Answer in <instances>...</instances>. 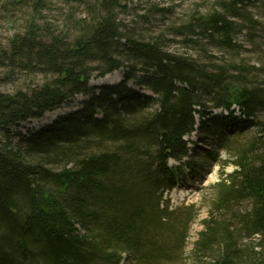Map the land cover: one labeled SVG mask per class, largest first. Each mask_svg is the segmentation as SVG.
<instances>
[{
    "label": "trees",
    "instance_id": "1",
    "mask_svg": "<svg viewBox=\"0 0 264 264\" xmlns=\"http://www.w3.org/2000/svg\"><path fill=\"white\" fill-rule=\"evenodd\" d=\"M230 1L227 15L238 19L243 0ZM17 5L22 1H6L1 9ZM115 9L99 0L93 21L74 24L72 38L46 35L30 21L0 50L3 61L47 78L42 86L0 94V264L181 262L199 210L172 209L166 196L184 169L192 170L186 159L196 117L204 127L214 110L228 114L209 120L218 144L220 127L253 126L264 134V84L236 85L157 42L124 39ZM227 15L211 14L202 29L232 49L239 25ZM121 69L123 83L92 91L95 73ZM135 79L152 96L131 89ZM80 95L90 98L82 111L43 132L12 134ZM233 165L213 186L194 264H264V144L241 151Z\"/></svg>",
    "mask_w": 264,
    "mask_h": 264
},
{
    "label": "rangeland",
    "instance_id": "2",
    "mask_svg": "<svg viewBox=\"0 0 264 264\" xmlns=\"http://www.w3.org/2000/svg\"><path fill=\"white\" fill-rule=\"evenodd\" d=\"M6 1L9 3L22 1V5L3 10L1 7ZM30 1L0 0V50L7 49L15 36L23 34L30 21L46 29V35L72 38L75 33L74 24L93 21L95 18L93 8L97 6L99 0H43L42 9L34 7L33 2L36 0H32V3ZM111 2L116 7L115 15L124 39L157 42L170 54L188 57L206 65L211 71L225 73L224 76L229 81L235 80L236 85L251 87L264 84V0H243V4L238 5L240 8L238 19L227 15L230 0H111ZM230 12L232 13L231 10ZM216 13L226 14L229 21L239 25L234 32L232 49L223 48L217 43V36L212 37V31L206 32L202 29L204 20ZM125 72L126 69H121L106 76L95 73L90 81V88L95 91L100 87H116L124 82ZM137 76L142 75L138 73ZM51 78L50 76L48 79ZM46 81L47 78L42 73H31L3 61L0 53V94L14 95L20 90L42 86ZM128 86L138 93L152 96L138 85L136 79L130 81ZM89 100V96H76L41 118L21 123L19 127L11 130L12 134L25 136L50 129L57 121L82 111L84 104ZM225 116L227 113L214 110L204 127L198 116L196 117V133L189 139L190 156L186 159V162L191 163L192 170L184 169L179 184L166 196L172 209L195 206L199 210V218L189 232L183 259L176 264H194L193 245L202 230L201 222L209 217L208 210L214 195L213 186L221 181L222 173H233L235 169L233 162L241 151L252 146L259 150L264 144V134L260 133L259 128L247 126L240 130L229 126L228 129L219 128L224 140L223 144L219 145L216 138L218 135L208 133L213 122L209 120H220ZM14 138V145H18V137ZM208 155H213V158L206 162L205 157ZM218 161L221 164L216 163ZM170 166L176 167L179 164L171 161ZM224 218L230 225L229 215H225ZM122 264H131L129 257H125Z\"/></svg>",
    "mask_w": 264,
    "mask_h": 264
}]
</instances>
